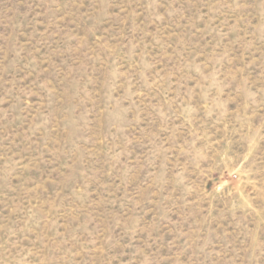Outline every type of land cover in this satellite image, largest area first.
Segmentation results:
<instances>
[{
	"label": "rangeland",
	"instance_id": "rangeland-1",
	"mask_svg": "<svg viewBox=\"0 0 264 264\" xmlns=\"http://www.w3.org/2000/svg\"><path fill=\"white\" fill-rule=\"evenodd\" d=\"M0 264H264V0H0Z\"/></svg>",
	"mask_w": 264,
	"mask_h": 264
}]
</instances>
